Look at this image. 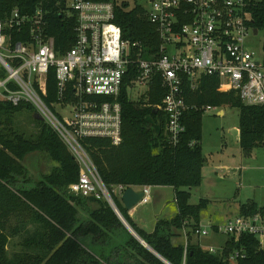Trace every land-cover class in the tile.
I'll use <instances>...</instances> for the list:
<instances>
[{
  "label": "trees",
  "instance_id": "16d2710c",
  "mask_svg": "<svg viewBox=\"0 0 264 264\" xmlns=\"http://www.w3.org/2000/svg\"><path fill=\"white\" fill-rule=\"evenodd\" d=\"M66 0H0V20L15 8L33 13L42 8L49 13L51 35L56 49L70 50L76 39L75 23L63 13ZM109 2L112 0H90ZM253 26L264 30V0L251 6ZM63 13V14H61ZM115 24L123 39L139 44L144 58L153 59L161 44L158 33L144 10L120 2ZM133 77L135 75L133 74ZM132 78H130L131 80ZM197 91L187 88L188 103L236 108L240 112V147L245 158L264 146V106L245 105L236 92L220 93L219 79L202 77ZM127 85L121 94L123 142L113 146L107 139H87L84 147L100 178L127 224L158 255L170 264H264V249L254 236L244 235L238 242L229 238L223 252L211 254L192 235L200 227L210 201L190 204L191 190L203 180L205 159L201 145L202 112H188L186 133L178 146L169 142L167 116L153 108L161 104L166 89L153 82L146 97L132 102ZM47 102L55 100L56 79L47 78ZM29 105L0 104V264H165L145 248L124 226L105 199L93 194H74L70 186L79 181L80 166L59 135L39 116L32 134L23 132L16 115ZM196 142L194 146L190 144ZM54 165L43 173L41 158ZM33 163V168L29 164ZM118 186L128 188L171 187L175 190L178 213L172 219H159L155 230L139 228L121 198L113 193ZM264 213L255 201L240 206V215ZM187 230L188 242L174 239ZM21 237L19 251L10 254L12 239ZM244 258L229 261L235 252Z\"/></svg>",
  "mask_w": 264,
  "mask_h": 264
},
{
  "label": "built area",
  "instance_id": "2783aa9c",
  "mask_svg": "<svg viewBox=\"0 0 264 264\" xmlns=\"http://www.w3.org/2000/svg\"><path fill=\"white\" fill-rule=\"evenodd\" d=\"M120 2L143 9L155 27L161 47L153 59L144 58L139 44L123 39L122 29L114 22ZM254 2L66 0L62 12L67 20L74 21L76 39L64 53L56 49L48 12L39 8L28 14L15 8L0 20V104L31 106L59 135L80 166L79 181L70 186L72 193L112 200L83 142L100 138L113 146L121 145L120 98L128 79V96L139 86L145 90L140 98L146 97L153 82L166 89L162 103L153 108L166 114V132L172 146H178L186 133V113L205 115L221 108L188 103L187 88L197 91L204 76L219 79L220 93L234 91L245 105L264 106V62L247 43L259 34L254 33ZM51 71L56 95L48 103L46 88ZM126 190L118 186L113 193L121 198ZM142 191L139 206L148 205L152 198V187H143ZM194 235L200 239L223 235L236 242L250 235L264 249V213L238 215L225 226L200 225ZM185 238L187 246V232ZM225 245H211L205 250L217 254L225 250ZM242 252H235L228 260L244 258Z\"/></svg>",
  "mask_w": 264,
  "mask_h": 264
},
{
  "label": "rangeland",
  "instance_id": "374dc122",
  "mask_svg": "<svg viewBox=\"0 0 264 264\" xmlns=\"http://www.w3.org/2000/svg\"><path fill=\"white\" fill-rule=\"evenodd\" d=\"M128 1L134 2V0ZM254 1L262 2V0ZM247 43L257 51V58L264 62V30L259 31L258 36H251ZM144 92V89L137 86L130 92V101H138L139 94ZM221 111L225 114L220 115ZM37 117L35 110H24L16 115V122L23 132L32 134L35 131L34 123ZM239 126L240 112L236 108L222 107L203 116L202 145L205 159L203 180L200 188L191 190L190 204L197 205L201 199H209L210 205L203 216L207 222L218 226H225L230 220L235 219L240 215V206L250 201H255L260 207H264V146L255 149L251 157H243ZM41 163L43 173H48L54 165L44 157L41 158ZM28 166L34 169L33 163ZM166 195L162 199L155 198L148 206L154 208L155 212L166 205L167 215L163 218L170 219L175 204L171 191ZM204 226L209 228L208 223ZM216 238L207 242L220 248L228 241L223 235ZM21 240V237L12 239L9 246L10 254L19 251ZM217 240L220 241L218 244H216ZM174 243L182 244V240L175 238Z\"/></svg>",
  "mask_w": 264,
  "mask_h": 264
},
{
  "label": "crops",
  "instance_id": "0c3cea01",
  "mask_svg": "<svg viewBox=\"0 0 264 264\" xmlns=\"http://www.w3.org/2000/svg\"><path fill=\"white\" fill-rule=\"evenodd\" d=\"M224 114H225L224 111L220 112V115H224ZM201 145H202V142H201ZM202 148H203V145H202ZM135 189L136 190H142V188H135ZM170 191H171V194L173 195V201L175 204V208H173L172 212L170 213L171 215L173 214V216L170 218V219H172L178 213V208H177V204H176V200H175V190L173 188H171V187H152V198H151L150 203L152 202V200H154L157 197L162 199L164 196H167L166 194H169ZM207 200H209V199H207ZM150 203L148 205H150ZM148 205L137 207L134 210L129 211V215L133 219V221L137 224V226L139 228L143 229L144 231H146L148 233H152L155 230V226H156L157 221L159 219H166V218H163V216L167 215V212H166L167 207H166V205H163L160 210H157L154 212L155 209L152 207L150 208ZM204 217L205 216H202L201 225L204 226L205 223H208V225H210V226L211 225L217 226V224H215V223L207 222V220L204 219ZM185 231L187 232V230H184L182 233L178 234V236L176 237L178 239H181L183 244L186 243V238H185L186 232ZM191 237H192V242L199 243V244H201V246L203 248H206V247L211 246L213 244V243H208L207 241H209V239L210 240L217 239L216 237H218V236L212 235L209 238L200 239L196 235L193 234ZM225 241H226V239H225ZM219 242L220 241L217 240L216 244H218ZM226 242H224V244ZM224 244L221 245L220 248L223 247Z\"/></svg>",
  "mask_w": 264,
  "mask_h": 264
},
{
  "label": "water",
  "instance_id": "95a60500",
  "mask_svg": "<svg viewBox=\"0 0 264 264\" xmlns=\"http://www.w3.org/2000/svg\"><path fill=\"white\" fill-rule=\"evenodd\" d=\"M258 30L255 29V34H257ZM41 118V117H40ZM42 119V118H41ZM43 120V119H42ZM144 197V193L142 190H136L135 188H128L123 196L121 197V200L126 207L128 211H132L135 208L139 207L142 199ZM109 205L112 207V209L115 211V213L118 215L124 226L129 230V232L145 247L147 248L150 252H152L155 256H157L161 261H163L165 264H170L168 261L163 259L160 255H158L144 240H142L136 233L135 231L127 224L125 219L122 217L120 212L118 211L113 199L107 201Z\"/></svg>",
  "mask_w": 264,
  "mask_h": 264
}]
</instances>
